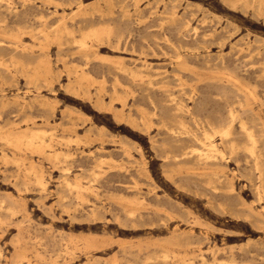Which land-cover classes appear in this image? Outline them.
I'll list each match as a JSON object with an SVG mask.
<instances>
[{"label": "rangeland", "instance_id": "rangeland-1", "mask_svg": "<svg viewBox=\"0 0 264 264\" xmlns=\"http://www.w3.org/2000/svg\"><path fill=\"white\" fill-rule=\"evenodd\" d=\"M0 2V264H264L239 121L201 158L175 109L194 95L221 125L256 99L261 132L264 0Z\"/></svg>", "mask_w": 264, "mask_h": 264}, {"label": "bare ground", "instance_id": "bare-ground-1", "mask_svg": "<svg viewBox=\"0 0 264 264\" xmlns=\"http://www.w3.org/2000/svg\"><path fill=\"white\" fill-rule=\"evenodd\" d=\"M10 1V0H9ZM2 2V1H1ZM0 2V4H2ZM4 2V1H3ZM7 2V1H6ZM13 2V1H12ZM62 2H63V0H62ZM116 2V1H115ZM59 3V2H58ZM123 3V2H122ZM114 4V3H113ZM117 4H120V3H117ZM65 5V4H64ZM68 5V4H67ZM7 6V5H6ZM49 6V5H48ZM174 6V5H173ZM120 7H121V5H120ZM258 7V6H257ZM5 9V8H4ZM9 9H10V7H9ZM12 9V8H11ZM57 9V8H56ZM18 10V9H17ZM256 10V9H255ZM9 11H11V10H9ZM74 13V12H73ZM174 13H176V12H174ZM139 14V13H138ZM181 16V15H180ZM40 17V16H39ZM161 17V16H160ZM45 18V17H44ZM168 18V17H167ZM185 18V17H184ZM166 20V19H165ZM177 20H178V18H177ZM179 21V20H178ZM182 22H183V20H182ZM188 23V22H187ZM92 24V23H91ZM184 24V23H183ZM17 26V25H16ZM57 26V25H56ZM184 26H187V25H184ZM33 27V26H32ZM80 27V26H79ZM40 28V27H39ZM29 29H31V28H29ZM80 29V28H79ZM91 29V28H90ZM105 29V28H104ZM110 29H112V28H110ZM82 30V29H81ZM188 30V29H187ZM68 31V30H67ZM93 30H91L90 32H92ZM103 32H106V31H104V30H102ZM108 32H110V31H108ZM80 33V32H79ZM94 33V32H93ZM92 33V34H93ZM86 34V33H85ZM3 35V34H2ZM10 35V34H9ZM96 35H97V31H96ZM12 36V35H11ZM85 36V35H84ZM108 36H109V34H108ZM207 36V35H206ZM229 36V35H228ZM89 37V36H88ZM94 37V36H93ZM196 37V36H195ZM84 38H87V37H83V39L80 41V43H81V45L82 46H85L86 45V41H85V39ZM76 39V38H75ZM168 39V38H167ZM204 39V38H203ZM99 40V39H98ZM100 41V40H99ZM169 41V40H168ZM102 42V41H101ZM170 43V42H169ZM204 43V42H203ZM222 43V42H221ZM224 43V42H223ZM6 44V43H5ZM80 45V46H81ZM202 46V45H201ZM20 48V47H19ZM45 48V47H44ZM18 49V48H17ZM189 49H191V48H189ZM194 51V50H193ZM166 52V51H165ZM87 55V54H86ZM179 57V56H178ZM38 59V58H37ZM209 63V62H208ZM11 64V63H10ZM173 65V64H172ZM225 65V64H224ZM78 66V65H77ZM123 66H124V64H123ZM246 69V68H245ZM131 74H134V73H131ZM85 75V74H84ZM88 77V76H87ZM134 77V76H133ZM135 77H137L136 75H135ZM134 77V78H135ZM151 77V76H150ZM2 78V77H1ZM228 78V77H227ZM119 79L117 78V81H118ZM159 80V79H158ZM158 80H156V81H158ZM234 80V79H233ZM151 82V81H150ZM228 82L229 83H232V81L231 80H228ZM235 82H236V79H235ZM239 82V81H238ZM237 82V83H238ZM134 83V82H133ZM211 84H213V83H211ZM211 84H210V86H211ZM239 85L241 84L240 82L238 83ZM152 85V84H151ZM181 85V84H180ZM222 85V84H221ZM191 86V85H190ZM209 86V84H208V87H210ZM175 87H177V86H175ZM218 87V86H217ZM219 87H220V85H219ZM227 87V86H226ZM228 87H230V86H228ZM221 88H223L224 89V87H222L221 86ZM130 89V88H129ZM210 89V88H209ZM216 89V88H215ZM231 89H233V88H231ZM235 90V89H234ZM196 91V90H195ZM218 91V90H217ZM225 91V90H224ZM191 92V91H190ZM219 92H220V95L222 94L221 93V91L219 90ZM228 92V91H227ZM233 91H231V93H232ZM236 92V94L235 95H238L237 94V91H235ZM194 93V92H193ZM197 93H198V91H197ZM229 93H230V89H229ZM185 94V93H184ZM211 94V93H210ZM209 94V95H210ZM225 94V93H224ZM228 94V93H227ZM251 94H253L252 92H251ZM129 95V94H128ZM208 95V94H207ZM223 95V94H222ZM221 95V96H222ZM231 95V94H230ZM234 95V96H235ZM182 96V95H181ZM189 96V95H188ZM217 96V95H216ZM226 96V95H225ZM228 96V95H227ZM226 96V97H227ZM168 97V96H167ZM203 97V96H202ZM223 97V96H222ZM165 98V99H164ZM178 98V97H177ZM190 99H191V101H192V105H190V103H188V101H185V98H182V99H184V100H181L180 99V101L178 100V101H176V103H175V109L177 110V111H179V112H182L183 114H185L186 116H188V117H190V119H192V120H194V121H196V122H200L202 125H203V130H204V133H203V137H204V144L202 143V145H205L203 148L204 149H202V150H204V151H201V150H199V151H201L200 152V156L199 157H201V158H208V159H210V158H213V159H216V158H219V157H221L222 159L223 158H226L227 156H225V157H223L224 155H225V153H223L222 152V150H221V147L218 145V143H217V141H215L214 140V138L216 137V136H220V138H221V141L224 143V144H226V146H228L231 150H233L234 149V147H236V145H235V134H233V122L235 121V120H238L239 121V127H240V132L243 134V135H245V137L247 138V140L249 141V145H248V147L246 148L247 149V152L249 153V156L251 157V159H252V161H253V165H251L252 167H253V169H252V167H251V169H252V171L254 170V172H256V178L255 179H257V181L259 182V185H257L256 183V185H257V187H256V192H257V195H259V196H262L263 195V193H264V146H261V142H264V124H261V126H262V128H261V132H256V130L254 129V126L252 125V124H250L251 122H249L248 120H252V121H255V119H258V118H260V115H261V113H260V111H261V107H262V105H263V103L261 104V103H259L258 101H256V99H253V100H251V101H248V102H240L239 104H240V106H241V109H240V111L238 110V112L237 111H234V110H230L229 111V121L228 122H226L225 124H221V125H219V124H217V122L218 121H221V120H219V119H221L224 115H227V114H225L224 113V115L223 116H221V115H216V118L218 119V121L216 122V124H214V123H212V119L213 118H215V117H213V113H212V117L213 118H211V111H212V109L211 110H209V108H208V103H205L206 101H197V99L195 98V96L194 95H191L190 97H189ZM204 99H205V97H203ZM217 98V97H216ZM215 98V99H216ZM225 98V97H224ZM163 99H164V101L166 102V97H163ZM214 99V98H213ZM220 99H221V97H220ZM219 99V100H220ZM227 99H231V98H227ZM227 99H224V101L226 100L227 101ZM232 99H234V98H232ZM231 99V100H232ZM240 99V98H239ZM242 99V98H241ZM200 100V99H199ZM230 100V101H231ZM235 100V99H234ZM233 100V101H234ZM174 102H175V100H173ZM241 101V100H240ZM243 101V100H242ZM153 102V101H152ZM172 102V101H171ZM215 102V101H214ZM213 102V103H214ZM232 102V101H231ZM164 103V102H163ZM233 103V102H232ZM210 104V103H209ZM234 104V103H233ZM155 105V104H154ZM157 105V104H156ZM217 105V104H216ZM226 105H228V104H226ZM140 106V105H139ZM160 106V105H159ZM224 106V105H223ZM230 106V105H229ZM163 107V106H162ZM213 107H215V106H213ZM233 107V106H232ZM162 109V108H161ZM172 109V108H171ZM174 109V108H173ZM220 109H221V107H220ZM222 109H224V107L222 108ZM21 110V109H20ZM167 110V109H166ZM213 110H215V109H213ZM224 111V110H223ZM20 112V111H19ZM216 112V111H215ZM160 113H162V112H160ZM208 113V114H207ZM218 113H219V110H218ZM221 113V112H220ZM222 114V113H221ZM55 115V114H54ZM53 115V116H54ZM163 116H165V113H164V115ZM228 116V115H227ZM167 117V116H166ZM225 117V116H224ZM43 118V117H42ZM50 118V117H49ZM227 118L228 117H226V119L224 120V121H226L227 120ZM136 119V118H135ZM215 120V119H214ZM214 120H213V122H214ZM258 122V121H257ZM28 123V122H27ZM221 123H223V122H221ZM256 124V123H255ZM75 125V124H74ZM200 126V124L198 125V127ZM166 127V126H165ZM172 127V126H171ZM256 127V126H255ZM5 128V127H4ZM167 128V127H166ZM195 128V127H194ZM201 129V128H200ZM29 130H31V129H29ZM28 129L26 130V132L27 131H29ZM169 130L170 131H172V132H174V133H178V134H192L190 131H189V129L187 128V126H186V124H185V122H182V120H179V128H171L170 129V127H169ZM195 130V129H194ZM197 130V129H196ZM199 130V129H198ZM197 130V131H198ZM47 131V130H46ZM45 132V131H44ZM1 133V132H0ZM37 133H38V131H37ZM40 133V132H39ZM51 133V132H50ZM49 133V134H50ZM6 134V133H5ZM21 134H23V133H21ZM20 134V135H21ZM197 134H199L198 132H197ZM242 134L240 135V136H242ZM9 135V134H8ZM17 135V134H16ZM29 135V134H28ZM171 135V134H170ZM169 135V136H170ZM192 135H194V134H192ZM10 136H12V135H10ZM23 136V135H22ZM21 136V137H22ZM26 136V135H25ZM182 136H184V135H181V137ZM189 136V135H188ZM163 137V136H162ZM174 137V136H173ZM244 137V136H243ZM1 138H2V136H1ZM9 138V137H8ZM40 138V137H39ZM57 138V137H56ZM171 138V137H170ZM170 138H168V139H170ZM184 138H186V137H184ZM189 138V137H188ZM195 138H196V134H195ZM2 139H5V138H2ZM15 139V138H14ZM13 139V140H14ZM19 140H20V137L18 138ZM165 138H163V140H164ZM167 139V140H168ZM173 139V138H172ZM175 139L176 140H178L179 139V137H178V139L175 137ZM183 139V138H182ZM197 140H198V138H196ZM6 140V139H5ZM11 140V139H10ZM31 140V139H30ZM41 140V139H40ZM191 140V139H190ZM12 141V140H11ZM10 141V142H11ZM16 141H18V140H16ZM64 141V140H63ZM173 141V140H172ZM9 142V143H10ZM14 142V141H13ZM32 142V141H31ZM45 142V141H44ZM183 142V141H182ZM192 142V141H191ZM20 143V142H19ZM23 143V142H22ZM33 143V142H32ZM163 143H165V142H163ZM184 143V142H183ZM182 143V144H183ZM189 143V142H188ZM193 143H195V142H193ZM260 143V144H259ZM10 144H14V143H10ZM49 144V143H48ZM197 144V143H196ZM34 145V144H33ZM194 145V144H193ZM201 145V146H202ZM181 146H184V145H181ZM199 146V145H198ZM50 147V146H49ZM193 147V146H192ZM196 147H197V145H196ZM18 148V147H17ZM39 148V147H38ZM188 148H189V145H188ZM193 148H191V150H192ZM197 149V148H196ZM189 150V149H188ZM198 150V149H197ZM197 150H195V151H197ZM193 151V150H192ZM2 152V151H1ZM4 152V151H3ZM187 152V151H186ZM198 152V151H197ZM167 153H169V152H167ZM189 153H193V152H189ZM178 154V153H177ZM224 154V155H223ZM3 155V154H2ZM173 155H175L174 153H173ZM172 154H171V156H173ZM180 155V154H179ZM192 155V154H191ZM6 156V154H4V157ZM170 156V155H169ZM169 156H168V158H169ZM60 157V156H59ZM68 157V156H67ZM183 157V156H182ZM182 157H180V158H182ZM192 158V157H191ZM13 159V158H12ZM107 159V158H106ZM195 159V158H194ZM174 160H176V159H174ZM234 160V159H233ZM236 160H237V158H236ZM247 160V159H246ZM9 161V160H8ZM107 161V160H106ZM186 161H188V160H186ZM185 161V162H186ZM239 161V160H238ZM248 161H250V160H248ZM113 162H114V160H113ZM179 162V161H178ZM19 163H20V161H19ZM250 163V162H249ZM24 164V163H23ZM106 164V163H105ZM225 166V165H224ZM20 167V166H19ZM26 168V167H25ZM33 168V167H32ZM247 168V167H246ZM245 168V169H246ZM110 169V168H109ZM238 169V168H237ZM86 170V169H85ZM26 171H27V169H26ZM31 171V170H30ZM68 171V170H67ZM84 171V170H83ZM29 172V171H28ZM248 174H249V172H247ZM250 173H252V172H250ZM36 174V173H35ZM241 175V174H240ZM255 174H253V176H254ZM245 176H247V175H245ZM11 177V176H10ZM61 177V176H60ZM6 178V177H5ZM40 178H41V176H40ZM39 178V179H40ZM239 178V177H238ZM248 178V177H247ZM249 180V179H248ZM41 181V180H40ZM39 181V182H40ZM221 181V180H220ZM250 181H251V179H250ZM68 181L66 180V183H67ZM15 183V182H14ZM71 183V182H70ZM254 183V182H253ZM46 184V183H45ZM250 184H252V183H250ZM28 185V184H27ZM72 185V184H71ZM67 186V185H66ZM75 186V184L73 185V187ZM78 186V185H77ZM254 185H252V187H253ZM20 187V186H19ZM69 187H71V186H69ZM219 187V186H218ZM80 187H78V189H79ZM132 188V187H131ZM190 189V188H189ZM216 189H218V188H216ZM233 189V188H232ZM253 189H255V188H253ZM57 190V189H56ZM68 190V189H67ZM234 190V189H233ZM251 190V189H250ZM64 191H65V189H64ZM218 191V190H217ZM254 191V190H253ZM58 193V192H57ZM197 193V192H196ZM201 193V192H200ZM80 194V193H79ZM83 194V193H82ZM255 194V193H254ZM71 195V194H70ZM69 195V196H70ZM229 196V195H228ZM232 196H233V194H232ZM257 197V196H256ZM67 198V197H66ZM107 198V197H106ZM258 198V197H257ZM256 198V199H257ZM42 200V199H41ZM69 200V199H68ZM258 200V199H257ZM259 200H261L260 198H259ZM86 201V200H85ZM144 201V200H143ZM260 202H262V200L260 201ZM94 203V202H93ZM254 203V202H253ZM65 205V204H64ZM211 205V204H210ZM213 208V207H212ZM229 208H231V207H229ZM263 208H264V206H263ZM215 210V209H214ZM16 211V210H15ZM218 211V210H217ZM131 214V213H130ZM250 214V213H249ZM235 215V214H234ZM102 216V215H101ZM118 216V215H117ZM244 216V215H243ZM88 217V216H87ZM90 218V217H89ZM101 218V217H100ZM106 218V217H105ZM166 218V217H165ZM163 219V218H162ZM165 221V220H164ZM144 222V221H143ZM167 223V222H166ZM158 224V223H157ZM256 227V226H255ZM175 228V227H174ZM38 241V240H37ZM40 244V243H39ZM249 249V248H248ZM69 250V249H68ZM71 253V252H70ZM2 256V255H1ZM56 259V258H55ZM185 262V261H184ZM230 262V261H229ZM232 262V261H231ZM37 263V262H36Z\"/></svg>", "mask_w": 264, "mask_h": 264}]
</instances>
